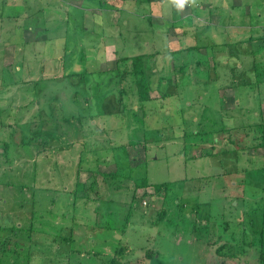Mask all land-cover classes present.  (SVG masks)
Returning a JSON list of instances; mask_svg holds the SVG:
<instances>
[{
  "label": "rangeland",
  "instance_id": "374dc122",
  "mask_svg": "<svg viewBox=\"0 0 264 264\" xmlns=\"http://www.w3.org/2000/svg\"><path fill=\"white\" fill-rule=\"evenodd\" d=\"M255 1L0 0L3 264H264Z\"/></svg>",
  "mask_w": 264,
  "mask_h": 264
},
{
  "label": "trees",
  "instance_id": "16d2710c",
  "mask_svg": "<svg viewBox=\"0 0 264 264\" xmlns=\"http://www.w3.org/2000/svg\"><path fill=\"white\" fill-rule=\"evenodd\" d=\"M248 5L251 7L252 5H259V2H256L255 0L253 2L250 3V1L248 0ZM233 7V6H232ZM234 8V7H233ZM176 15V19L178 18L177 17V13H175ZM257 16H262V14H260V11L259 13L257 14ZM229 17H232L231 15H229ZM190 20V19H189ZM177 21V20H176ZM175 22V21H174ZM189 22L186 21V20H182V21H179L178 22V26L177 27H184L185 25H187ZM260 30L263 31L264 27H259ZM264 37V36H263ZM250 39V38H249ZM264 39V38H262ZM181 40V39H180ZM199 47L195 46V45H189V46H186V44L181 47L179 50H177L176 52H179V51H182V50H187V51H194V49H198ZM145 58H146V55H136L134 57H131V58H125L123 59L122 61H130L131 63V71L128 72L127 70H125V73H129V75L134 79V83L136 84V87H137V99L140 101L141 104L143 103H148L150 102L152 99L150 97V95H148V91L150 89L149 87V83H148V77H147V73H146V70H145ZM255 72H256V75L257 77H259L261 74L258 70V67L255 65ZM74 74H72L73 76ZM259 80V78H258ZM143 186H146V183L144 182V185ZM161 189V186L160 185H157L155 186V191L156 192H159ZM254 224H251L250 226H253ZM243 229H245V226H243ZM243 233L241 232L239 234V237L242 238V236L244 237V235H242ZM249 235V234H248ZM259 240V239H258ZM232 241L234 242L235 240L232 238ZM257 243H262L261 241H258ZM246 248H258V244L255 245V244H248V242H246ZM227 245V244H226ZM225 245H219V247L216 249L217 253H221L222 252V248H224ZM231 250V249H230ZM261 257V255H260ZM4 262L2 261V259L0 258V264H3Z\"/></svg>",
  "mask_w": 264,
  "mask_h": 264
},
{
  "label": "crops",
  "instance_id": "0c3cea01",
  "mask_svg": "<svg viewBox=\"0 0 264 264\" xmlns=\"http://www.w3.org/2000/svg\"><path fill=\"white\" fill-rule=\"evenodd\" d=\"M83 14V13H82ZM261 17L262 16H257V18H259V22H260V19H261ZM173 23V22H172ZM260 24V23H259ZM261 26H263L262 24H260ZM264 27V26H263ZM264 30V29H263ZM263 222H264V217H263ZM237 224H239V222H237ZM251 224H254V222H252V221H248V226H250ZM264 223H260V226L258 227V231H255V232H258V234L260 235V237H259V239H260V241L262 242V243H264V230H262V225H263ZM242 228V233H244V232H246L245 231V229H243V227H241ZM249 231V230H248ZM220 244H225V247L224 248H226V243H220ZM254 248V247H253ZM253 248H247V250L248 249H253ZM256 249V248H255ZM228 250H230V249H228ZM217 251V250H216ZM217 253V252H216ZM228 253V252H227ZM260 255L262 256V257H264V246H261V250H260Z\"/></svg>",
  "mask_w": 264,
  "mask_h": 264
},
{
  "label": "clouds",
  "instance_id": "9594fccd",
  "mask_svg": "<svg viewBox=\"0 0 264 264\" xmlns=\"http://www.w3.org/2000/svg\"><path fill=\"white\" fill-rule=\"evenodd\" d=\"M171 3L175 5L178 10H183V8L188 4H195L196 0H171Z\"/></svg>",
  "mask_w": 264,
  "mask_h": 264
}]
</instances>
